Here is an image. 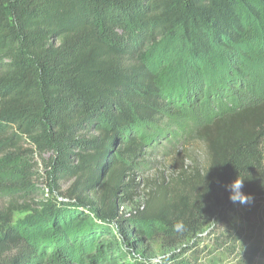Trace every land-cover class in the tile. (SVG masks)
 <instances>
[{"label": "trees", "instance_id": "1", "mask_svg": "<svg viewBox=\"0 0 264 264\" xmlns=\"http://www.w3.org/2000/svg\"><path fill=\"white\" fill-rule=\"evenodd\" d=\"M261 25L264 0H0V190L26 197L38 176L49 193L16 222L12 204L0 211V264L40 263L50 243L64 264H116L119 242L198 264L179 248L218 221L228 185L240 176L242 193L264 201V81L242 77ZM192 77L187 93L204 81L233 99L196 130L206 167L123 214L150 129Z\"/></svg>", "mask_w": 264, "mask_h": 264}, {"label": "rangeland", "instance_id": "2", "mask_svg": "<svg viewBox=\"0 0 264 264\" xmlns=\"http://www.w3.org/2000/svg\"><path fill=\"white\" fill-rule=\"evenodd\" d=\"M260 28V29H259ZM258 38L251 46L250 64L243 67L245 80L254 82L264 81V31L262 25L257 29ZM220 69V66H217ZM241 71V70H240ZM182 68L180 69V73ZM230 76H235L233 71ZM208 75V74H206ZM178 73L171 77L170 81L175 90H182L186 81L178 77ZM209 76V75H208ZM185 87L182 95L175 97L170 112L155 129H150L149 136L154 135L153 142L143 157L145 164H138L133 181L139 185L131 201H126L121 208L123 214H129L133 209L145 205L148 200L147 194L152 192L155 197L162 192L169 193L175 188L176 180L180 174L187 175L191 170H204L207 165V153L203 144L195 138L196 130L202 125L210 124V120L220 114L222 107H228L232 98L226 95L211 97L205 88V83L200 82L195 87L194 93L190 91L191 82ZM226 82V78L222 79ZM216 82V81H215ZM212 83L214 86L217 83ZM187 83V82H186ZM232 82L228 87H233ZM218 85V84H217ZM242 85L236 84L233 91L238 97L244 99L248 96ZM218 92V87H214ZM213 91V89H212ZM192 95L193 97H189ZM173 110V112H171ZM264 153V140L262 142ZM42 169L39 168L41 174ZM39 174V176H40ZM35 189L26 197L19 194L0 190V211L9 204L15 209L12 213V222L22 218L23 209L44 200L49 193L44 178L36 176ZM66 185H62L63 190ZM54 196V195H53ZM184 249V256L195 259L198 264H264V201H251L241 204L231 203L222 210L218 221L211 227L202 231L193 240H187L179 250ZM96 253L95 250L91 251ZM170 251H162L157 243L153 244V252L150 255H141L133 249L119 242L116 264H160L164 256ZM51 254V264H64L67 254H63L58 245L50 243L46 245L44 252L38 254L36 264H46V257ZM49 257V258H50ZM103 258L109 262L110 257L103 253Z\"/></svg>", "mask_w": 264, "mask_h": 264}, {"label": "clouds", "instance_id": "3", "mask_svg": "<svg viewBox=\"0 0 264 264\" xmlns=\"http://www.w3.org/2000/svg\"><path fill=\"white\" fill-rule=\"evenodd\" d=\"M244 180L240 176H238L230 185L227 186L230 191L229 199L233 202H239L241 204L250 203L252 198L242 193L241 189L244 186ZM174 230L178 232H182L184 230V226L182 222H178L173 226Z\"/></svg>", "mask_w": 264, "mask_h": 264}]
</instances>
